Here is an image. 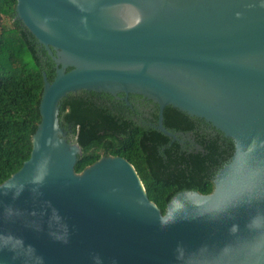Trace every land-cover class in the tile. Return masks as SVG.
<instances>
[{
    "label": "water",
    "instance_id": "95a60500",
    "mask_svg": "<svg viewBox=\"0 0 264 264\" xmlns=\"http://www.w3.org/2000/svg\"><path fill=\"white\" fill-rule=\"evenodd\" d=\"M16 18L51 56L31 156L0 184V233L31 244L44 264H174L177 242L219 238L231 222L178 216L193 205L220 207L248 184V149L264 145V0H17ZM138 94L164 110L203 119L234 142V157L208 194L184 190L165 213L150 199L135 166L105 155L77 172L81 146L59 114L70 93ZM264 151V148H261ZM47 169L42 185L33 184ZM22 191L15 195L17 188ZM67 224V242L51 209ZM0 264H21L7 250Z\"/></svg>",
    "mask_w": 264,
    "mask_h": 264
},
{
    "label": "trees",
    "instance_id": "16d2710c",
    "mask_svg": "<svg viewBox=\"0 0 264 264\" xmlns=\"http://www.w3.org/2000/svg\"><path fill=\"white\" fill-rule=\"evenodd\" d=\"M16 5L17 0H0V184L30 158L41 119L43 71L49 80L55 75L51 56L16 18ZM86 93H70L62 100L59 114L61 126L65 130L72 126L82 148L77 172L102 156H123L135 166L148 196L163 213L180 191L212 192L216 173L234 152L231 138L169 105L164 110L165 127L192 132L197 139L199 148L185 150L158 129L98 104L97 93ZM102 95L111 98V94Z\"/></svg>",
    "mask_w": 264,
    "mask_h": 264
},
{
    "label": "clouds",
    "instance_id": "9594fccd",
    "mask_svg": "<svg viewBox=\"0 0 264 264\" xmlns=\"http://www.w3.org/2000/svg\"><path fill=\"white\" fill-rule=\"evenodd\" d=\"M261 148L264 145L248 149L247 167L252 179L223 205L208 210L195 205L189 210H177L171 220L178 216H196L210 221L226 217L231 222L219 238L205 239L194 247L177 242L173 249L174 264H264V151ZM46 176V168L38 170L33 184L42 185ZM22 189L21 185L15 195L18 196ZM53 216L60 222L62 231H51L50 235L67 242V224L54 208L49 219ZM4 250L11 252L21 264H44L43 257L31 244L11 234L0 233V251ZM91 259L92 264H103L99 255Z\"/></svg>",
    "mask_w": 264,
    "mask_h": 264
},
{
    "label": "flooded vegetation",
    "instance_id": "af4514ba",
    "mask_svg": "<svg viewBox=\"0 0 264 264\" xmlns=\"http://www.w3.org/2000/svg\"><path fill=\"white\" fill-rule=\"evenodd\" d=\"M92 92L94 91H89V93H86L85 95L90 96L89 94H91ZM95 93H97L96 95H98L95 97L98 104H103L108 108L112 109L116 114L125 116L126 118L129 117L140 125L155 128V126L159 122V106L157 103L148 98H145L138 94H130L126 98L123 93H119L117 96L111 95L110 98L102 95H106L109 93ZM66 131L68 133V139L78 143L77 137L71 125L67 127ZM170 131L175 134V137H171L173 141H177L178 143H180L183 149L191 151L193 150V148H199L197 139L192 132L182 133L180 131Z\"/></svg>",
    "mask_w": 264,
    "mask_h": 264
},
{
    "label": "rangeland",
    "instance_id": "374dc122",
    "mask_svg": "<svg viewBox=\"0 0 264 264\" xmlns=\"http://www.w3.org/2000/svg\"><path fill=\"white\" fill-rule=\"evenodd\" d=\"M5 21H6L8 24H10V18L7 17V18L5 19Z\"/></svg>",
    "mask_w": 264,
    "mask_h": 264
}]
</instances>
